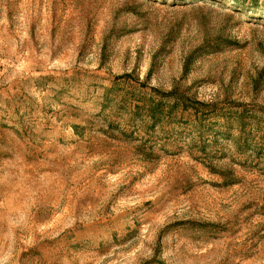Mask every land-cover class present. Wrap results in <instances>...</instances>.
I'll return each mask as SVG.
<instances>
[{"label":"rangeland","instance_id":"obj_1","mask_svg":"<svg viewBox=\"0 0 264 264\" xmlns=\"http://www.w3.org/2000/svg\"><path fill=\"white\" fill-rule=\"evenodd\" d=\"M0 264H264V0H0Z\"/></svg>","mask_w":264,"mask_h":264}]
</instances>
